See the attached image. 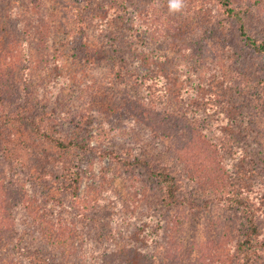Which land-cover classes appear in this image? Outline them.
<instances>
[{"label":"rangeland","instance_id":"obj_1","mask_svg":"<svg viewBox=\"0 0 264 264\" xmlns=\"http://www.w3.org/2000/svg\"><path fill=\"white\" fill-rule=\"evenodd\" d=\"M75 1L0 0V39L13 51L0 121L25 106L54 135L76 131L86 144L58 157L23 132L11 154L0 151V264H236L245 215L233 199L256 210L264 244L262 58L239 48L214 0L175 13L168 0H87L79 52ZM234 2L249 5V27L264 36V0ZM112 49L122 83L107 74ZM156 161L175 176L180 204L162 201ZM66 166L79 173L76 196L63 190ZM59 226L64 247L45 232Z\"/></svg>","mask_w":264,"mask_h":264},{"label":"trees","instance_id":"obj_2","mask_svg":"<svg viewBox=\"0 0 264 264\" xmlns=\"http://www.w3.org/2000/svg\"><path fill=\"white\" fill-rule=\"evenodd\" d=\"M86 1L87 0H85L84 2L82 1L83 3H81V0H76L75 2H73V18L75 22L74 25L77 28L75 50L79 52H81L83 48L81 38L85 34L87 26L86 18L84 16V7L87 3ZM214 1L216 2V6L220 11L221 16L223 17L224 22L230 25L231 29H229V31L231 35L234 36V38L236 37V39L239 41V48L243 49L247 57H255L256 55H258L262 58L264 74V36L258 35L255 30L250 29L249 27L250 18L251 16H253L249 5L241 3L236 4L234 0ZM0 26L1 29H4L2 30V32H5L6 25L2 22ZM6 38L7 35H4L3 39H0V77L4 76V71L7 68H5V65L10 62L13 56L12 46H10L9 42L5 41ZM118 54L119 52L117 51V49H112L110 50V52L105 51L103 59L106 64L107 74H109L112 79L114 78L116 83H122L124 78H126V74L122 72L123 67L114 64L117 62L116 56H118ZM146 69L147 68H145V70ZM144 74L148 75V72L142 73V75L137 74L136 79L138 81V84H144ZM141 100L142 98H134V100L129 99V102H127L129 104L128 106L132 104L131 112H137V116L139 115V111L135 106L138 107L142 102ZM24 107L25 106L14 113H8L4 115V117H2L3 119L0 121V151L3 154L7 152L8 155L11 154L12 151H14V147H11V144L14 143V136L16 133L21 134L23 132L31 137V142L34 141L36 145L37 143L43 145V143L47 141V143H49L52 148L56 149L57 154H59L58 157L61 154L66 156L70 153L73 154L77 151L80 152L86 150V144L83 138H81L79 132L71 131L67 135H54L51 131L47 130V128L42 127V121L38 116L40 114L31 113L29 109H24ZM140 114H142L147 119L150 117L149 113L141 112ZM37 119L41 121V123H39ZM248 133L250 132L244 131V138L247 137ZM7 159L9 160V156L7 157ZM74 160L76 161L77 159ZM71 161L73 160L65 159L63 163L70 162L69 167H71ZM154 163L155 164L151 166V173L156 179L157 185L161 190L160 195L162 201L166 204H180L181 201L179 200L177 194L178 182L175 176L169 172L167 165L161 163L160 161H156ZM34 169L36 170L35 172L37 180L43 183L44 176L41 170H38L37 167H35ZM64 171L65 177L63 179V190L65 193H69L71 196H76L75 193L77 189L79 173L68 170L67 166L64 167ZM46 189H48V187ZM231 202L235 205L236 202L240 203L239 206H242L245 215L244 225L241 229V233L239 234V239L237 240L238 259L236 261V264H254L255 256H257L259 250H263L264 247V244L259 241V239H257L261 234V230L258 224V216L256 210L253 207H250L244 200L241 199L235 198ZM62 230L63 229L60 226L57 229H54L53 236L46 230L45 232L49 235V237L52 238L53 244L55 242V245L64 247V244H62V242H65L66 245L67 241L65 239V236H62ZM22 254L25 258H28L31 253H29L27 249H24L22 250Z\"/></svg>","mask_w":264,"mask_h":264},{"label":"clouds","instance_id":"obj_3","mask_svg":"<svg viewBox=\"0 0 264 264\" xmlns=\"http://www.w3.org/2000/svg\"><path fill=\"white\" fill-rule=\"evenodd\" d=\"M170 12H180L185 7V0H168Z\"/></svg>","mask_w":264,"mask_h":264}]
</instances>
